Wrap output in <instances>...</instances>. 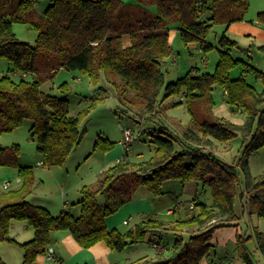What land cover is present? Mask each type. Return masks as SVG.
<instances>
[{"label":"trees","instance_id":"16d2710c","mask_svg":"<svg viewBox=\"0 0 264 264\" xmlns=\"http://www.w3.org/2000/svg\"><path fill=\"white\" fill-rule=\"evenodd\" d=\"M39 2L0 0V57L10 62L12 72L28 73L0 75V139L30 119L44 163L64 164L81 143L80 115H71L67 97L46 93L41 87L65 68L82 71L92 83L100 85L98 88L110 83L117 86L116 80L110 81L108 76L120 77L137 97L151 104V113L164 99L182 94L184 102L173 105L185 103L191 122L176 135L161 124L159 128H136L140 133L137 139L144 132L149 134L150 139L144 142L153 148V156L137 160L127 153L103 172L97 185L83 186L81 200L74 203L80 208L79 215L71 210L53 215L46 207L31 203L28 197L35 187L34 168L20 164L18 145L8 148L0 143V165L17 167L22 180L18 188L0 192V244L14 242L10 235L13 220H26L35 229V237L21 245L25 249L24 264H33L38 255L47 253L56 230H69L84 248L104 241L117 251L143 242L150 235L149 241L171 248L173 254L137 264H206L204 259L216 247L213 239L217 229L248 213L264 217V174L249 177V159L264 146V90L259 91L245 77L250 73L264 81V72L249 61L235 58L232 48L236 42L224 34L213 73H198L193 68L168 83L164 98H159L167 59L173 53L171 26L179 28L186 45H200L207 53L215 48L208 40L213 27L243 22L250 0H136L134 4L123 0H49L42 10ZM258 21L264 24V11L259 12ZM14 23L28 24L35 30V44L20 40ZM238 66L242 74L233 78L231 70ZM217 85L225 89L230 105L246 114L242 124L214 115L213 90ZM60 87L68 89L66 83ZM211 137L221 142L242 137L237 163L219 158L210 148ZM112 146L108 143L104 150ZM239 168L246 174L243 182ZM167 180L183 184L193 181L204 189L208 186L212 204L194 201L198 211L186 207L191 210L186 217L161 220L151 215L125 232L108 228L107 217L130 201L140 186L158 196L164 194ZM238 196L245 200L240 216L236 211ZM173 235L172 245H164L163 239ZM255 236L257 249L264 257V233L256 230ZM249 237L244 233L237 237L239 257L246 264H252V253L245 244ZM219 259L213 257L209 264H222ZM0 264H6L1 256Z\"/></svg>","mask_w":264,"mask_h":264},{"label":"rangeland","instance_id":"374dc122","mask_svg":"<svg viewBox=\"0 0 264 264\" xmlns=\"http://www.w3.org/2000/svg\"><path fill=\"white\" fill-rule=\"evenodd\" d=\"M123 1L127 4L136 3V0ZM260 3L261 0H250V7L244 20L254 30L253 32L251 31L252 35H244L243 32L237 30L228 31L227 36L236 42V45L232 48V54L235 58L249 61L264 72V49L262 48L264 46V24L261 22L257 24L259 12L261 10L264 11V4ZM48 4H50L49 0H40L38 7L44 9ZM13 29L20 40L35 44L37 32L31 29L28 24L14 23ZM225 30L226 28L222 24L213 27L208 40L215 45V48L204 53L200 45H186L181 39L179 28L175 25L171 26L170 42L173 47V53L167 59L165 82L161 88L160 99L164 98L166 85L177 81L180 77L186 75L189 70L195 68L202 72H214L219 60V40L224 35ZM248 51L251 55L248 54ZM10 65V62L6 58L0 57V75L5 73L14 76ZM241 74V66L231 70L233 78H237ZM245 74L249 83L254 84L259 90L264 89V81L262 79L250 73ZM108 78L110 81L116 80L117 86L110 83L109 85H105V88H98L100 85L92 83L89 77L82 71H72L65 68L59 70L53 79L44 82L42 85L44 91L61 97H67L71 105V115H80L79 130L82 136L81 143L71 151L64 164L50 166L45 164L43 160L39 161L42 156L37 149V136L33 133L34 130H32V121L30 119H27L17 129L2 135L0 139L1 146L9 148L18 145L19 161L25 165L33 166L35 175L38 176L39 181V186H37L35 191L33 190L37 196L41 194L42 196H50L54 192L52 185L54 184L55 177L50 174L51 171L55 172V176L58 178L67 177L68 180L65 182L68 183L69 187H72L70 192L71 197L76 196L77 191L82 186L97 185L103 172L114 166L126 154L122 142L123 128L129 127L144 130L149 126L159 128L166 125L176 135V132L182 134L189 127L191 115L186 104L173 105L174 103L184 102L182 94L172 95L164 99L155 112L153 107L152 112L154 113H151V104L137 97L135 91L128 89L120 77L108 76ZM63 83H66L69 87L67 91H63L60 87ZM213 96L215 100L213 112L216 117H223L237 124H242L245 121L246 114L242 110H239V108L230 105L225 89L222 86L217 85L214 88ZM261 109L264 110V104L261 106ZM138 121L141 122L139 123ZM239 133H243V131ZM144 139H150L147 132L141 134L139 139L131 145L128 152L129 157L137 160H147L153 156V148L147 142H144ZM108 143L113 144V146L108 150H104V147ZM210 148L225 162L237 163L242 154V137L235 138L230 142L213 140ZM108 154H113L114 158L110 164H107L106 156ZM16 168L10 165H0V188L3 190L16 189L15 186L19 182L22 183L21 178L17 177ZM239 170L240 179L243 182L245 181L246 174L244 169L239 168ZM263 174L264 146L255 151L249 159V177L257 178ZM42 178L45 180L41 185ZM6 180L10 181V183L12 181V185L8 187L3 185ZM77 182H82L84 185H80L75 189L74 184ZM69 187L65 189V192L68 191ZM146 188L148 189V187ZM163 191L164 194L158 196H154L151 193L154 199L148 200L141 194L140 189H137L130 201L126 202L117 212L109 216L111 217L110 219L113 218L116 222H119V216L123 215H126V218L129 220V224H124L122 219H120L121 221L115 227L121 232L127 231L139 222L137 218L134 216L129 217V215L137 214L138 212L143 214V211H148L147 214L153 213L154 216H157L161 220L183 218L191 211L189 208L184 207L175 214L168 213V208H176L177 203L188 204L194 202L193 200L203 201L208 205H211L213 201L210 188L207 186L204 189L193 181L183 184L178 180H167L163 185ZM101 201L104 202V199L102 198ZM243 204H245V200L238 196L236 198V211L239 216L241 215ZM194 211H198L197 206ZM240 225L242 233L246 237L251 235L245 241L249 251L252 253L251 263L264 264L262 263L264 257L260 250L257 249L255 240L256 230L264 233V217L248 213L241 217ZM184 236L187 238L188 234ZM174 237L173 235L171 239L164 238V244L168 246L172 245ZM151 238L152 236L149 235L145 241L136 243L140 246H136L135 248L130 245L123 251L116 250L119 253L118 256L120 255L126 261L129 257L133 256L135 258L138 255L136 250L139 248H143L142 251L144 252H149L150 256L156 254V250L163 251L165 249L162 246L155 248L153 243L151 244V241H149ZM169 249L172 255L173 250ZM239 252L236 240L226 241L225 243L218 242L210 255H207V258L211 259L214 255H217L220 258L226 259L228 257L230 259L225 264H246V262L238 257ZM237 254L236 258L231 259L230 255Z\"/></svg>","mask_w":264,"mask_h":264},{"label":"crops","instance_id":"0c3cea01","mask_svg":"<svg viewBox=\"0 0 264 264\" xmlns=\"http://www.w3.org/2000/svg\"><path fill=\"white\" fill-rule=\"evenodd\" d=\"M260 4H264V1L261 0ZM39 10H42V9L39 8ZM257 24H260V22L258 21ZM223 26L224 28H226L224 32L226 36H227L228 31L238 30L240 32H243L244 35H252V32L254 31L253 29H251V25H249L247 21L236 22V23L231 24L230 26H227V25H223ZM129 42H130L129 38H126L125 43L129 44ZM10 66L12 68V65ZM201 72H202L201 70L198 71V73H201ZM41 89L44 91L42 87ZM262 90H259V91H262ZM44 92L50 93L48 91H44ZM182 98H184L183 95H182ZM211 139L213 140L212 137ZM106 159H107V164L112 163V161L114 160L113 154H108L106 156ZM42 160L43 159L41 157L39 161H42ZM20 164L25 165L21 161H20ZM48 169L50 168L48 167ZM16 170L18 173V168H16ZM67 172L69 171L67 170ZM50 174L54 175L55 177L54 184L52 185L54 192H52L50 196H42V194L40 196H37L33 192V194H31L28 197V200L33 204L46 207L53 215H59L64 210H71L74 214L79 215L80 208L78 205H75L74 203H77L78 201L81 200L82 198L81 190L83 188L82 185L84 184H82V182H77L76 184H74L75 189H77L78 186L80 185L82 186V188L77 191L76 196L71 197L70 192L72 190V187H69L68 183L65 182L68 180L67 177L64 176V177L58 178L57 176H55V172L53 171H51ZM17 177H20L19 173L17 174ZM44 180H45L44 178L41 179L42 181L41 185L43 184ZM6 181L4 183H6ZM20 184L21 183L19 182L18 185L15 186V188L19 187ZM11 185H12V181H11L10 186ZM37 186H39V181H38V176L36 175L34 191L37 188ZM67 187H69V189L67 192H65V189ZM138 189H140L141 194L144 196V198L148 200L154 199L153 195L146 187L142 186ZM3 191H7V190H3L2 188H0V192H3ZM190 203H194V202H190ZM168 209H171V207ZM142 213L143 214L139 212L137 214L134 213L133 215H129V217L134 216L135 218H137L139 222H137L136 224H138L144 219H146L148 216H151V215L153 216V213L147 214L148 211H143ZM110 218L111 217L109 218L107 217L106 219V224L109 229H115V228L117 229V227L115 226H117V224L121 221L120 219H122L124 224H129V220L126 218V215L119 216V222L118 221L116 222L113 218L112 219ZM241 234H242V227L240 225V220H234L230 222L227 226L217 229L214 233L213 241L217 244L218 242L225 243L226 241H230V240L237 241V237ZM10 235L12 239L14 240V242L4 241L0 244L1 259L6 264H24L25 249L21 245L23 243L31 241L35 237V229L26 220H13L11 224ZM53 236H54L53 241L51 245L49 246L48 250H51L53 252L55 258L54 259L49 258V256L47 255L48 253L40 254L37 256L33 264H137V263L143 262L146 259L157 260L159 258H168L171 256L170 249L168 250L165 248L163 249V251L156 250V254L150 256L149 252H144L142 251L143 248H139L136 250L138 255L135 258L132 256V257L127 258L125 261L124 259L120 257V255L118 256L119 253L116 250H113L112 248H110L104 241H100L94 244L93 246H91L90 248H84L77 242V240L74 238V236L69 230L55 231L53 233ZM150 243L152 244L153 241ZM132 246L135 248L136 246H140V245L133 244ZM237 256L238 254L233 255V256L230 255L231 259L236 258ZM214 257L218 258L217 255H214ZM259 259H260V256H259ZM228 260L230 261V259H228L227 257L226 259L221 258L218 261H220L222 264H225V262ZM204 261L206 264H209L210 259L207 258V259H204ZM262 263H264V260Z\"/></svg>","mask_w":264,"mask_h":264},{"label":"built area","instance_id":"2783aa9c","mask_svg":"<svg viewBox=\"0 0 264 264\" xmlns=\"http://www.w3.org/2000/svg\"><path fill=\"white\" fill-rule=\"evenodd\" d=\"M248 54L251 55V53L249 51H248ZM14 75L15 76H17V75L27 76L28 73H21V74H19L18 72H14ZM139 134L140 133H139V131L137 129H133V128H129V127L123 128V140H122V142L124 144V147H125V150H126V154L130 151L131 145L137 139V137H138ZM122 159H124V157ZM122 159H120L119 161H121ZM10 184H11L10 181H6L5 186L8 187V186H10ZM184 207L185 208L186 207L194 208L195 207V204L194 203H188V204H180L179 203V204L176 205V208L168 209V213L173 214L176 211H180ZM153 246L155 248H158V245L156 243H153ZM47 253H48L47 255L49 256V258H52V259L55 258L54 254H53V252L51 250H47Z\"/></svg>","mask_w":264,"mask_h":264},{"label":"water","instance_id":"95a60500","mask_svg":"<svg viewBox=\"0 0 264 264\" xmlns=\"http://www.w3.org/2000/svg\"><path fill=\"white\" fill-rule=\"evenodd\" d=\"M33 133H34V131H33ZM205 152H208V151L206 150Z\"/></svg>","mask_w":264,"mask_h":264}]
</instances>
